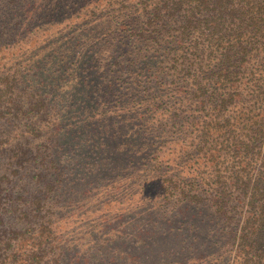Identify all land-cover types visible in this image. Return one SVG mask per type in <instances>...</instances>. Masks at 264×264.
Instances as JSON below:
<instances>
[{"label":"rangeland","instance_id":"obj_1","mask_svg":"<svg viewBox=\"0 0 264 264\" xmlns=\"http://www.w3.org/2000/svg\"><path fill=\"white\" fill-rule=\"evenodd\" d=\"M85 1L0 0V264H238L215 211L232 192L244 216L232 153L157 125L183 83L126 55L115 0Z\"/></svg>","mask_w":264,"mask_h":264},{"label":"trees","instance_id":"obj_2","mask_svg":"<svg viewBox=\"0 0 264 264\" xmlns=\"http://www.w3.org/2000/svg\"><path fill=\"white\" fill-rule=\"evenodd\" d=\"M112 5L109 20L114 34L123 33L119 42L131 61L159 51L175 81L183 83L174 108L159 109L162 118L155 110L157 125L176 126L177 117L198 149L219 144L234 154L228 155L236 168L233 200L241 203L244 216L232 223V192L215 211L230 229L238 264H264V0H115ZM188 97L201 106L211 103L205 119L198 118L199 111L186 116ZM157 105L162 108L163 101ZM188 184L167 185L164 192L171 196L183 188L187 198L193 190L185 189Z\"/></svg>","mask_w":264,"mask_h":264}]
</instances>
